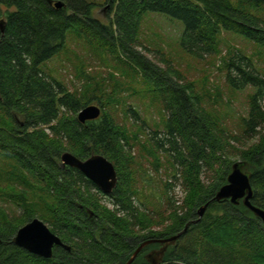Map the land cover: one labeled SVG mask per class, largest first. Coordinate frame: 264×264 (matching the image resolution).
Returning a JSON list of instances; mask_svg holds the SVG:
<instances>
[{
	"label": "trees",
	"instance_id": "obj_1",
	"mask_svg": "<svg viewBox=\"0 0 264 264\" xmlns=\"http://www.w3.org/2000/svg\"><path fill=\"white\" fill-rule=\"evenodd\" d=\"M53 1L64 5L0 0V20H6L5 31L0 29V264H125L142 242L179 233L160 264H264L262 219L243 202L215 199L233 163L242 161L251 173L252 203L264 209V72L238 49L222 59L232 89L255 88L242 118L246 145L240 134L230 135L219 111L208 109L205 96L184 82L170 61L163 56L168 65L163 69L138 50L149 12L183 21L181 46L196 57L220 53L226 35L264 47V0H110L107 23L93 15L92 0ZM77 42L88 46L87 52L112 58L115 69L134 81L141 78L142 93L163 113L150 127L152 136L128 97L115 87L106 94L87 74V62L79 72L87 82L79 89L54 74L49 62L74 54L70 46ZM92 103L101 106V116L80 122L79 111ZM119 105L126 116L142 120L138 131L119 124ZM161 150L186 196L184 204L171 197L168 210L155 212L143 207L135 165L145 152L159 169ZM66 151L81 159L106 156L118 172L117 187L104 193L79 169L63 165ZM165 185L168 195L171 182ZM36 217L70 249L55 246L53 257L44 258L16 245L18 229ZM163 245H147L132 264H152L146 254Z\"/></svg>",
	"mask_w": 264,
	"mask_h": 264
},
{
	"label": "rangeland",
	"instance_id": "obj_2",
	"mask_svg": "<svg viewBox=\"0 0 264 264\" xmlns=\"http://www.w3.org/2000/svg\"><path fill=\"white\" fill-rule=\"evenodd\" d=\"M92 1L95 2L93 15L102 22L107 23L109 17L113 14L111 1ZM184 28V22L177 18L161 12H149L141 23L139 34L141 45L138 50L163 69H167L168 65L162 59L165 57L168 62L170 61L173 70L176 69V72L182 74L184 82L194 83L196 91L205 96L208 109L212 112L219 111L221 122L229 130L230 135L240 134L241 139L247 145L250 141L247 137L244 138L242 118L248 116L249 96L251 92L255 91V88L232 89L226 80L225 70L222 69V59L228 55L231 49H238L253 57L257 67L264 72V53L258 52L259 50L264 52V47L258 46V50L256 46L246 43L245 40L237 36L226 35L223 37L220 53L215 56L196 57L187 53L181 46ZM80 45L82 44L77 42L74 46H70L76 50L74 54L67 53L62 57L57 56L49 62V67L52 68L54 74L73 90L79 89L87 82L86 77L79 74L80 70L83 69L81 64L83 61L87 62L85 67L87 74H91V76L88 75L95 82L98 81L104 85V89L109 91L106 94L111 93L115 87L121 97H128V106H133L146 119V124L143 123L144 129L146 132L149 131V135L152 136L153 132L150 127L156 121L162 119L163 113H161V108L157 102H152L149 94L142 93L143 85L139 83L141 78L134 81L122 74L120 70L115 69L116 65L111 60L112 58L107 56L106 59L94 55L87 52V49H90L88 46L85 48L86 45H83V47ZM110 74H114L116 79L112 78ZM116 81L118 82L116 83ZM119 108L120 115L119 118H116L119 120V124H125L132 130V133L138 131V123L142 124V120H138L133 113L126 116L124 111H121V105H119ZM159 136L163 135L159 134ZM138 151H140V147L135 145L133 152ZM159 153V156H161L159 169L155 166V160L145 152L140 165L137 163L135 165V168L138 169L136 179L138 187H140V199L144 203L147 202L143 207L148 206L151 211L155 212L168 210L170 207L169 198L171 197L177 200V205L184 204L183 201L186 196L181 186V180L172 177L174 172L171 164L172 160L168 158L163 150ZM237 159L239 160V158H233V160ZM165 181L171 182L168 195L165 190ZM104 201L111 206L112 203L108 200L104 199Z\"/></svg>",
	"mask_w": 264,
	"mask_h": 264
},
{
	"label": "water",
	"instance_id": "obj_3",
	"mask_svg": "<svg viewBox=\"0 0 264 264\" xmlns=\"http://www.w3.org/2000/svg\"><path fill=\"white\" fill-rule=\"evenodd\" d=\"M49 2L56 8H61L62 1ZM6 20H0V29L5 31ZM102 108L98 104H89L83 107L78 118L80 122L85 123L88 120H94L101 116ZM63 165H68L79 169L87 178L92 180L104 193H111L118 184V172L115 165L103 154H92L86 159H81L72 152L66 151L61 155ZM254 189L251 184V173L244 170V163L236 161L232 165V170L228 174L227 183L221 186L217 191L215 199H229L233 204L244 203L256 216L262 219L264 224V209L252 203ZM208 203L201 206L198 210L199 218L203 216ZM187 229V227L185 228ZM181 233L164 239H150L142 242L135 250L131 258L125 264H132L139 253L147 245L160 242L164 244L161 249H155L146 254V258L152 264H160L163 255L167 250L169 243L175 242ZM16 245L25 248L27 251L44 258H51L54 255L55 246H63L70 249V246L63 242L61 237L54 233L49 226L40 218L36 217L21 226L14 236Z\"/></svg>",
	"mask_w": 264,
	"mask_h": 264
},
{
	"label": "flooded vegetation",
	"instance_id": "obj_4",
	"mask_svg": "<svg viewBox=\"0 0 264 264\" xmlns=\"http://www.w3.org/2000/svg\"><path fill=\"white\" fill-rule=\"evenodd\" d=\"M161 248H162V247H160L159 249H161ZM159 249H158V250H159ZM153 250H155V249H153Z\"/></svg>",
	"mask_w": 264,
	"mask_h": 264
}]
</instances>
